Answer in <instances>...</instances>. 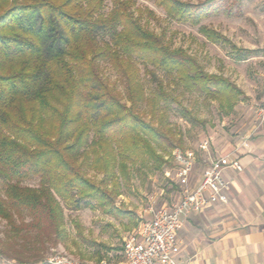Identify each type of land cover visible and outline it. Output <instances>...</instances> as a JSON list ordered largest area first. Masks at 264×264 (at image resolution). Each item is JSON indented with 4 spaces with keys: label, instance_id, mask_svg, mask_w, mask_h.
Returning a JSON list of instances; mask_svg holds the SVG:
<instances>
[{
    "label": "trees",
    "instance_id": "1",
    "mask_svg": "<svg viewBox=\"0 0 264 264\" xmlns=\"http://www.w3.org/2000/svg\"><path fill=\"white\" fill-rule=\"evenodd\" d=\"M109 1L105 12V0H0V219L20 248L2 253L20 264L23 253L42 262L63 237V208L87 206L85 197L117 216L114 196L131 186L130 167L160 164L154 149L178 145L166 124L170 95L157 83L145 96L137 62L150 74H173L184 89L208 94L227 111L243 95L144 28L133 0ZM153 1L170 20L197 24L221 0ZM231 47L239 60L252 52ZM102 62L122 83L124 101L101 75ZM177 105L189 125L205 126ZM86 170L100 173L99 182ZM30 180L36 184H25Z\"/></svg>",
    "mask_w": 264,
    "mask_h": 264
},
{
    "label": "rangeland",
    "instance_id": "2",
    "mask_svg": "<svg viewBox=\"0 0 264 264\" xmlns=\"http://www.w3.org/2000/svg\"><path fill=\"white\" fill-rule=\"evenodd\" d=\"M181 1L196 4L206 0ZM110 6V1L105 0L104 11ZM218 6L216 12H211L197 24L170 20L153 0H133L131 6L141 25L160 36L167 46L187 52L204 71L227 78L243 93L233 110L227 111L224 105L208 94L184 89L173 74L160 70H153L150 74V66L137 62L145 96L154 94L157 83L170 95L166 124L173 142L178 144L174 149L194 148L207 137L211 138L216 149H220L227 142H233L249 125L257 124V112L264 107V0H221ZM213 35L221 39H213ZM231 46L252 52H242L247 58L239 60ZM99 71L124 101L123 85L111 66L102 62ZM177 102L194 117L205 121V126L189 125L179 114ZM147 109L144 104L139 108L145 119ZM172 150L154 149L162 159L160 164L149 161L130 167L131 186L129 189L125 186L120 188L119 194L114 196L113 205L119 212L117 216L106 212L96 199L87 197L83 201L88 203L87 206L80 204L71 209L63 208V237L55 246L48 247L42 261L57 253L79 260H120L124 239L142 218L148 217L149 208L157 210L171 205L180 192L174 177L176 168ZM195 167L198 170L200 164L196 163ZM85 173L95 183L102 177L91 170ZM25 184L35 185L36 182L30 180ZM13 246L20 250L8 237L7 226L0 219V264H20L2 253L3 250L15 254ZM23 255L26 262L22 264L36 263L32 256Z\"/></svg>",
    "mask_w": 264,
    "mask_h": 264
},
{
    "label": "crops",
    "instance_id": "3",
    "mask_svg": "<svg viewBox=\"0 0 264 264\" xmlns=\"http://www.w3.org/2000/svg\"><path fill=\"white\" fill-rule=\"evenodd\" d=\"M229 151L242 169L223 172L230 182L227 203L213 204L183 221L175 254L181 264H264V126L249 125L220 149L210 138L207 152L197 153L200 167H194L190 187L197 184L208 155Z\"/></svg>",
    "mask_w": 264,
    "mask_h": 264
},
{
    "label": "built area",
    "instance_id": "4",
    "mask_svg": "<svg viewBox=\"0 0 264 264\" xmlns=\"http://www.w3.org/2000/svg\"><path fill=\"white\" fill-rule=\"evenodd\" d=\"M257 124L264 126V107L257 112ZM210 138L201 139L194 148H175L172 159L175 164V182L180 188L179 198L169 206L157 210L149 208V215L142 218L137 227L124 239L121 258L117 262L106 259L88 261L70 258L57 253L45 261L34 264H181L175 257L178 250L177 232L183 221L192 213L216 204L227 203L229 180L224 171H241L233 151L206 157L197 184L190 187L197 153L207 152Z\"/></svg>",
    "mask_w": 264,
    "mask_h": 264
}]
</instances>
